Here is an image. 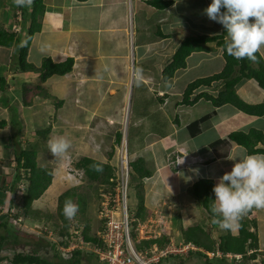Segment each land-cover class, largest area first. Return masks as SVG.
Segmentation results:
<instances>
[{
  "label": "crops",
  "instance_id": "obj_1",
  "mask_svg": "<svg viewBox=\"0 0 264 264\" xmlns=\"http://www.w3.org/2000/svg\"><path fill=\"white\" fill-rule=\"evenodd\" d=\"M12 1L0 0V25L8 30L7 28L10 27L8 25L16 20L12 24L21 27L18 33L21 35L22 44L29 20L28 18L23 20L19 7L13 5ZM148 1L44 0L45 11L41 18V28L31 39L27 60L39 67L44 57H49L54 62L72 57V69L63 75L53 74L41 82L36 71L13 69L10 64L12 48L0 45V76L5 79L4 90H0L3 93V96L0 94V102L3 104L2 99H6L8 105L13 104L18 107L16 104L20 102L19 96L22 97L19 89H24L23 94L27 96L22 97L24 102L22 101V108L18 107V109L25 113L26 125L28 122L36 125L34 121L38 118V111L47 110L48 107L44 106L51 103L57 108L54 106L49 108L56 114L60 112L68 114L73 111V106L85 108V103L102 106L107 98L117 97L116 89L134 86L138 59L141 65L138 69L142 71L143 78L137 86L136 94L147 100V112L156 107L149 116L151 120L148 119L152 136L141 138L140 141L142 144L140 150L150 152L147 157L140 156L144 158L146 167L152 171L151 176L144 179V219L153 215L156 206L161 207L164 213L170 214L172 225L170 231L164 233L169 239L166 245L179 247L187 245L188 248L178 253H169L159 261L168 264L167 259L171 261L173 259L169 264H177L180 256L187 259V250L195 248L191 243L184 241L181 232L183 228L199 224L211 234L213 239H217L224 231L217 224L212 223L206 210L193 198L190 191L192 184L199 178H211L215 186L223 174L230 172L236 161L227 157L248 153L245 147L228 137L229 133L236 130L264 132V114H249L230 103L215 106L203 97L189 105L177 104L189 82L210 76L224 66L221 46L215 41H210L205 44L208 50L191 52L186 58L185 67L175 70L173 76L167 80L162 79L163 67L171 59V55L184 37L197 34L211 36L219 32L217 22L208 19L203 11L212 0H183L184 9L180 16L185 18L174 21H171V14L173 10H179L180 0H172L173 3L165 8H156ZM195 7H199V10H193ZM12 8L16 11L11 10ZM30 8L31 6L26 7L27 10ZM141 32H144L143 36L139 34ZM129 57L133 59L130 61L133 62L132 67L128 62ZM262 58L264 61V56ZM152 63L154 70L147 65ZM27 80H33V84H27ZM220 87L219 82L200 85L190 97L202 92L215 95ZM80 88L83 90L82 93ZM112 89H115L114 93H110ZM146 89H151L153 92L150 94L153 95H146L148 92ZM8 90L14 91L16 97L8 96ZM32 90L35 92L33 93ZM235 91L248 103H264V89L252 78H242L236 84ZM123 94L121 92V95ZM98 97L99 99L95 101L94 98ZM65 99H73L70 106L64 105ZM37 103L41 109L35 107ZM119 103H122V98L117 102ZM3 107L12 114V110L7 106L3 104ZM99 108L101 114L97 112ZM101 108L100 106L94 108L95 112L98 116L109 119L107 112H102ZM84 112L89 114L88 116L97 115L92 109ZM53 114L50 113L47 119ZM113 116L120 117V115ZM140 116L141 113L135 114V117ZM17 119H19L17 127L20 131L23 123L18 115ZM161 119L162 121L159 122ZM0 120L6 121L0 130L10 126L12 130L14 129L10 119L7 121L3 117ZM10 134L11 132L4 133L1 138V218L10 197L9 185L16 173L11 157L13 139L10 140ZM154 135L157 137L155 138ZM256 145L262 147L261 142ZM175 156L182 159L184 168L181 170L173 165ZM147 158H150L151 163L147 162ZM133 200L137 208V198L134 197ZM247 216H252L256 220L258 248L264 249V209L254 208ZM230 231L236 234L237 228ZM174 255L177 256V260L174 259ZM195 260V256H192L184 264H193Z\"/></svg>",
  "mask_w": 264,
  "mask_h": 264
},
{
  "label": "trees",
  "instance_id": "obj_2",
  "mask_svg": "<svg viewBox=\"0 0 264 264\" xmlns=\"http://www.w3.org/2000/svg\"><path fill=\"white\" fill-rule=\"evenodd\" d=\"M148 3L156 8H165L173 3L172 0H149ZM21 17L28 18L29 23L25 29V37L20 43V33L6 30L0 25V45L12 48L11 66L15 70L20 71H36L38 72L39 80L45 81L53 74L63 75L70 72L73 66V58L67 57L60 62H54L49 57H44L39 67H36L27 60L28 48L31 39L35 32L41 28V18L45 11L44 0H32L30 10L26 7H19ZM222 11H226L222 9ZM220 29L217 34H197L184 37L175 51L171 55V59L165 64L162 70V79L167 80L173 76V73L178 68L186 66L187 56L197 50H208L205 45L207 42L215 41L218 46L222 48V55L224 58L223 68L210 75L197 78L189 82L182 93L181 100L177 104H192L199 98L209 100L213 105L218 106L224 103H230L239 110L249 114L263 115L264 103H248L241 99L236 93L235 86L242 79H254L257 84L264 89V61L260 53H257L256 62L249 61L248 59L237 60L229 56L225 48V38L227 33L223 26L219 23ZM212 82L221 83L220 89L217 93L210 94L202 92L190 97L194 90L200 85H210ZM5 79L0 76V90H4ZM24 92V89H22ZM3 104L12 110L10 122L14 126L15 133L12 136V153L13 161L15 162L16 173L14 180L10 186V197L7 204V209L0 219V229L5 232H0V253L5 250H12V254H1L0 263L7 262L8 264H82L81 260L84 256L83 247H75L70 251L60 249L59 246L66 247L69 244L68 233L70 228V221L63 215L64 203L67 199H71L70 191L66 190L58 195L57 202V215L61 220V224L57 227L54 236L56 239L47 237L44 233L35 229L36 231H26L25 229L30 225L33 226L36 219H38L39 211L33 205V202L39 199L48 186L51 184L52 172L49 167L38 165L36 155L37 149L21 148L19 146L18 134L19 127L16 106L13 104L8 105L6 99H2ZM24 102V100H23ZM57 104V103H56ZM5 120H0V127L4 126ZM50 131L49 125L44 128H37L36 133L46 138V134ZM122 137L121 131H116L114 141L119 143ZM231 140L236 141L238 144L246 148L248 154L261 153L264 154V132L250 130L248 132L236 130L229 133L228 136ZM261 142L262 147L256 144ZM95 163H100L103 166L102 172L95 171L91 166ZM75 166L83 169V174L89 182H97L98 184L106 185L112 184L109 180L114 176L115 168L108 162H103L92 157L82 156L76 162ZM152 171L146 167L145 160L139 156L135 159L129 158V175L130 184L132 181L135 183L133 186L136 189L135 196L137 198V208L134 212L136 218H145L144 208V192L142 181L151 176ZM27 180V183L20 187V181ZM20 188V189H19ZM213 180L211 178H199L196 180L191 188V194L201 206L206 210L208 216L213 219L211 212V205L215 200L213 192ZM17 192L20 196L16 198ZM80 199V197H79ZM80 201V200H79ZM17 208V209H16ZM16 209V211H12ZM249 211L248 214H250ZM12 220H18L19 228L15 233H10L9 226ZM49 224L48 221L40 223V225ZM52 224V223H51ZM54 224V223H53ZM135 223L133 222V225ZM78 226V225H77ZM24 227V228H23ZM23 228V229H22ZM88 224H84L83 229H80V236L86 245L99 243V238L95 234L88 233ZM22 229V230H21ZM183 239L186 243H191L195 248L187 250V259L180 256L177 264H184L186 260H190L195 256V264H233L237 262L236 255H240L241 264H247L242 260L249 259L255 260L258 249L257 238V223L254 218L247 219L244 217L240 221V226L237 227V233L232 234L230 230H224L219 234L217 239H213L211 234L203 229L199 224H194L190 227L181 230ZM132 237L135 238L136 232L134 229L131 231ZM168 237L162 233L159 237L141 239L135 243L137 250H145L150 248L153 244L159 247H164L168 242ZM10 243V246H4ZM230 254L231 256H229ZM175 256V255H174ZM163 258V257H162ZM177 260V256L174 257ZM98 260V259H97ZM234 260V261H232ZM264 264V258L261 259ZM104 263V262H103ZM105 264V263H104ZM154 264H162L158 261Z\"/></svg>",
  "mask_w": 264,
  "mask_h": 264
},
{
  "label": "rangeland",
  "instance_id": "obj_3",
  "mask_svg": "<svg viewBox=\"0 0 264 264\" xmlns=\"http://www.w3.org/2000/svg\"><path fill=\"white\" fill-rule=\"evenodd\" d=\"M13 3V1H12ZM14 5V3H13ZM179 10H173L171 14V21H174L178 18L184 19L183 16H180L182 10L184 9V3L183 0H180L178 3ZM182 6V7H181ZM11 10H15L12 8ZM193 10H199V7L193 8ZM16 11V10H15ZM180 12V13H179ZM13 13V12H12ZM178 13V15H177ZM13 20L8 30L10 29L11 31H14L13 28ZM5 28V27H4ZM16 32V30H15ZM23 32V31H22ZM141 36L144 35V32L139 33ZM137 51V50H135ZM1 55V53H0ZM137 58V56H135ZM133 59L129 57V61H132ZM150 62V61H149ZM147 62V63H149ZM154 63L152 64H147L151 67V69L154 70ZM213 62H212V69H213ZM218 66V63H216ZM223 64V62H221ZM133 66V62H130V67ZM141 65L139 64V61L137 59L136 61V69L140 68ZM217 69V68H216ZM216 72V71H214ZM24 78V77H22ZM26 81V80H25ZM27 84H33V80L26 82ZM82 88V87H81ZM80 88V89H81ZM91 90V89H89ZM148 92L146 95L150 96L153 94H150L153 92L151 89H146ZM33 93L35 92L32 90ZM116 94L113 98H107L104 102L103 105L101 106L100 104H93V103H85L84 107H77L73 106L72 109L73 111L65 114L63 112L60 113H54L53 110L49 107H55L57 108L53 103L49 105H45L44 107H48L50 109V113L53 114V116L50 115V117L47 119L49 116V111L48 108L47 110L38 111V118L36 121V125H33L32 123L28 122V126L25 123V113H22V111H19L18 107L22 108L23 94L22 89H19V94L22 96L20 97V102H17L18 107H17V115L18 118L21 119V122L23 123L22 130H20L18 134V141H19V146L21 148H32L34 147L37 149V163L40 166L43 167H49L51 172H52V180L51 184L48 186V188L45 190V192L42 194V196L37 199L36 201L33 202V205L36 207V209L39 211L38 219L34 222L33 226L27 227L25 230L26 231H35V229L39 228V224L43 223L44 221H48L49 224L54 223L56 227H58L61 224V220L58 218L57 215V202H58V195L63 193L64 191L68 190L71 193V200L79 206V211L76 214L75 218L72 219L73 223L76 225L75 227L78 229L79 234L81 233L80 229H83L84 224H88V233L89 234H95L99 228L100 221L98 217V209H99V204L101 201V194L103 189L105 188V185L98 184L97 182H89L85 178V174H83V169L78 168L75 166V162L82 156H87V157H92L94 159H98L103 162H107L109 156L108 154L110 153V161L114 163L113 160V153L116 150V145L114 138H115V133L116 131H125V137H126V147H127V153H128V159L131 157V159H135L139 157L140 155H143V157L148 156V150H140L141 148V138L146 139L147 137L152 136L151 131V126H148V119H150V115L153 114V110L156 108L154 106L153 110H150L147 112L146 109L148 107L147 100L142 98V96L136 94L137 91V86L134 81V86L133 87H126L124 89H116ZM14 91L8 90V96L16 97V93H13ZM83 90H80V93H82ZM115 89H112L110 93H114ZM121 92H125L123 95H121ZM0 94L3 96V93L0 92ZM13 94H15L13 96ZM27 96V95H26ZM29 96V95H28ZM118 96L122 98V103L117 104V102H120V99ZM145 96V95H144ZM57 97V96H56ZM95 101L99 99L94 98ZM71 101L73 99H65V104L66 107L71 105ZM38 106V109H41V106L37 103L35 107ZM92 106V107H91ZM102 107L101 111L109 115V119H104L105 117H101L100 115L98 116L97 112L101 114L100 108L97 112H95L97 107ZM120 106V107H119ZM151 106V105H150ZM118 107V108H117ZM77 110H76V109ZM93 110L97 115H91L88 116L89 114L85 113L84 111L88 112L89 110ZM152 111V112H151ZM111 112V113H109ZM141 113L142 116L140 117H135V114ZM10 114L11 112L6 108L3 107V104L0 102V119H3V117L6 118L7 121L10 119ZM113 115H120L119 118L118 116H113ZM158 115V114H157ZM117 119H116V118ZM151 120V119H150ZM156 120V119H155ZM19 121V119H18ZM126 121V122H125ZM162 121L159 120V122ZM25 123V124H24ZM30 125V126H29ZM46 125H49L50 131L46 134V138H43V136L39 135L36 133L37 127H45ZM150 125V124H149ZM157 125V124H156ZM155 125V126H156ZM52 127V128H51ZM157 127V126H156ZM2 129V128H0ZM13 131L12 126L8 127L7 129L0 130V150H1V138L5 134H10V140H12L13 136ZM150 133V134H149ZM144 135V137H142ZM9 136V135H8ZM64 136L65 138L69 139L72 143V147L69 149V153L66 157L62 159H54L48 149V141L50 139ZM155 138L157 137L154 135ZM12 152V151H11ZM13 157V154L11 155ZM142 157V156H141ZM109 162V160H108ZM147 162L151 163L150 158H147ZM14 166L16 165L15 162L13 164ZM114 165V164H113ZM173 165H175L173 163ZM176 169L180 168L181 170L184 167H179L175 165ZM147 181V180H146ZM27 181H23L20 183L22 185L23 183H26ZM135 182L132 181V185H130V190L128 194V204L130 210L135 207L134 200L133 198L136 197L135 192L136 189L133 186ZM25 185V184H24ZM144 180L142 181V187H143V192H144ZM20 189V188H19ZM20 192H17L16 198L20 196ZM80 197V199H79ZM80 200V201H79ZM5 206V205H4ZM3 206V207H4ZM7 209V206L5 207ZM17 209V208H16ZM16 209L12 210L13 212L16 211ZM6 211V210H5ZM157 213H161V215H165L166 218L165 220V227L164 229L165 232L170 231L169 229L171 228L172 222H171V216H169V213H164L161 207L156 206L153 215ZM248 220L252 218V216H245ZM1 219V217H0ZM70 221V222H71ZM78 225V226H77ZM24 228V227H23ZM22 228V229H23ZM10 233H15L19 228V224L17 223L16 220L11 219V225L9 226ZM21 229V230H22ZM0 232H5V230L0 229ZM164 232V233H165ZM83 238V237H82ZM87 243L83 241L82 244H80L79 247H83L86 249L84 250V256L82 257L81 263L82 264H100L99 261L97 260V257L92 253L91 251V244L86 245ZM10 246V243L5 244L4 246ZM60 249H62L64 246H59ZM7 254L10 255L12 254V250H5L1 251V254ZM172 254V253H171ZM264 258V249H257V256L255 260H249V259H243L242 262L247 263V264H263L261 259ZM238 259L237 262H232L233 264H241V258H236ZM234 261V260H232ZM167 262H173V259H167ZM195 264L196 261H193ZM0 264H8L7 262H1ZM104 264V263H103ZM189 264V263H188Z\"/></svg>",
  "mask_w": 264,
  "mask_h": 264
},
{
  "label": "clouds",
  "instance_id": "obj_4",
  "mask_svg": "<svg viewBox=\"0 0 264 264\" xmlns=\"http://www.w3.org/2000/svg\"><path fill=\"white\" fill-rule=\"evenodd\" d=\"M13 3L17 7H27L31 6L32 0H13ZM203 11L208 19L221 24L226 30L225 48L229 56L237 60L248 59L252 62H256L257 53L264 56L262 51L264 49V0H212ZM142 78V71L137 69L136 86L140 85ZM122 137L126 139L124 130ZM120 142L117 144L119 145ZM47 146L54 159H62L68 155L72 143L64 136H60L50 139ZM227 158L236 162L232 170L223 174L214 186L215 200L211 205L212 223L217 224L222 230L239 227L240 221L252 209H264V155L244 154ZM175 159L176 156L173 163L177 165ZM91 167L97 172L103 171L100 163H95ZM26 183L19 185L23 186ZM135 210L136 207L134 212ZM78 211L79 206L71 199L65 201L63 215L67 220L74 219Z\"/></svg>",
  "mask_w": 264,
  "mask_h": 264
},
{
  "label": "built area",
  "instance_id": "obj_5",
  "mask_svg": "<svg viewBox=\"0 0 264 264\" xmlns=\"http://www.w3.org/2000/svg\"><path fill=\"white\" fill-rule=\"evenodd\" d=\"M13 28L14 31L21 30V27L16 25H13ZM125 141L122 137L120 144L116 147L113 153L114 163L110 161V156L108 158L109 163L115 168V173L109 179L112 184H106L100 193L102 196L98 209L100 226L96 232L99 243L91 244L90 249L98 261L105 264H154L169 253H178L188 246L179 247L168 244L159 247L153 244L145 250L135 248V243L141 239L160 236L167 230V228L164 229L167 225L164 220L166 216L161 213H155L154 216H148L146 219H139L134 215V208L130 210L128 204L129 160ZM175 162L177 166L183 167L182 159L179 156H176ZM18 220L17 222H19ZM75 226L71 221L67 235L69 244L62 248L66 251L79 247L83 243V238ZM133 229L136 232L135 238L131 234ZM56 230L57 227L54 224L39 226V231L54 240L56 239L54 236ZM239 257L240 255H236V258Z\"/></svg>",
  "mask_w": 264,
  "mask_h": 264
},
{
  "label": "bare ground",
  "instance_id": "obj_6",
  "mask_svg": "<svg viewBox=\"0 0 264 264\" xmlns=\"http://www.w3.org/2000/svg\"><path fill=\"white\" fill-rule=\"evenodd\" d=\"M126 122V121H125Z\"/></svg>",
  "mask_w": 264,
  "mask_h": 264
}]
</instances>
